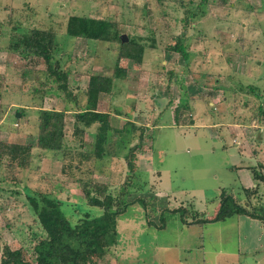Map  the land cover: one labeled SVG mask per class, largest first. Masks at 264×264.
<instances>
[{
    "label": "rangeland",
    "instance_id": "374dc122",
    "mask_svg": "<svg viewBox=\"0 0 264 264\" xmlns=\"http://www.w3.org/2000/svg\"><path fill=\"white\" fill-rule=\"evenodd\" d=\"M200 3L0 0V141L34 147L29 167L15 170L20 186L12 185L7 168H0V245L5 241L17 248L40 234L25 194L62 202L72 224L84 213L98 217L101 210L88 206L82 194L88 184L92 195L96 186L107 187L113 197L127 187V203L138 198L148 202L146 218L141 205L127 208L118 219L117 245L88 264H264V240L257 249L252 239L257 229L241 219H227L218 227L192 224L215 213L222 189L237 197L240 187H254L247 168L264 165V124L259 122L264 111V0ZM185 10L202 15L186 17ZM73 15L109 19L120 35L145 39L154 47L146 49L140 63L119 59L117 43L67 36L66 22ZM35 28L56 33L70 99L76 97V102L67 103V94L57 89L59 83L48 76L43 62L9 49L21 33ZM177 42L187 59L170 49ZM116 64L126 68L127 77L114 81L112 94L101 95L97 110L110 114L112 128L133 123L137 130L133 136L111 134L101 161L92 156L82 160L79 154L93 152L97 126L74 137L73 114L80 111L75 106L83 109L90 76L110 77ZM42 110H66L62 151L35 148ZM139 128L145 129L143 145L132 152L133 168L127 156L138 142ZM256 185L262 194L264 184ZM16 189L20 194L10 195ZM240 200L260 206L264 195ZM150 202L155 208L186 210L166 212L165 226L159 228L164 209L154 212ZM218 251L231 255L224 257L228 263L223 256L217 261Z\"/></svg>",
    "mask_w": 264,
    "mask_h": 264
},
{
    "label": "trees",
    "instance_id": "16d2710c",
    "mask_svg": "<svg viewBox=\"0 0 264 264\" xmlns=\"http://www.w3.org/2000/svg\"><path fill=\"white\" fill-rule=\"evenodd\" d=\"M207 0H201L200 6L206 4ZM144 11V9L142 8ZM183 15L186 17H201V12L197 14L185 10ZM188 21L186 22V26ZM13 30H18L17 27ZM186 28L183 29V33ZM67 36L74 39L93 40L102 43H117L119 48L118 58H124L128 61L140 63L143 60L147 48H153L154 45H146V40L141 38H129L123 42L120 39V33L116 29V24L109 19H95L85 16H69L65 26ZM182 33V35H183ZM180 42V38H178ZM56 33L52 29H31L29 32L21 33L17 41L9 46V49L17 52L24 59L43 62L46 66V73L51 77L53 82L59 83L57 89L67 94V103L76 102L77 98L70 99L72 91L69 90V73L63 69L62 61L64 54L56 49ZM174 52H180L185 59L188 55L183 46H172ZM37 59V60H36ZM126 68L116 66L113 68L112 75L105 77L102 75L90 76L85 90L86 102L83 109L76 104L75 108L80 111L74 112L73 119V136H81L84 131H88L92 126L96 127L93 134V152L92 154H79L82 160H88L90 156L101 161L105 155V145L109 136H119L122 134H131L137 130L133 123H126L122 128L115 129L111 126V116L109 113H102L97 110V105L103 94H112L115 80H123L127 77ZM43 85V83L41 84ZM37 91V90H36ZM254 92V91H252ZM255 93V92H254ZM257 96V93H255ZM67 109V108H66ZM66 111V110H65ZM64 112L44 111L39 117V133L36 140L35 148L42 151H62V140L64 130ZM178 107L175 114L178 115ZM261 119L259 122L264 124V111H260ZM176 117V116H175ZM17 117L15 116V119ZM140 129V128H139ZM144 129V128H143ZM143 129L138 142L129 148L128 166L134 168L135 160L132 152L142 147ZM145 130V129H144ZM134 139V137L132 138ZM136 140V139H135ZM30 145L10 144L0 141V168H7L12 175L10 181L15 187L20 186L15 174L17 169L24 170L29 167L32 149ZM64 169H62L63 171ZM251 179L255 184L254 187L245 189L240 187L236 192L237 197L231 192L232 190L222 189L219 193V206L211 216L202 217V220H195L192 224H215L224 222L233 217H248L264 225V201L260 206L241 204L240 199L248 198L260 194L256 183L264 184V165L258 164L254 167H248ZM88 184L83 185L82 194L85 202L90 207L101 210L98 217H93L89 213L81 214L75 224H72L63 211V203L50 198L46 194L26 195L28 208L31 210L38 224L40 234H35L27 243L17 248H11L5 241L0 245V264H88L93 258L103 257L107 250L117 245L118 241V219L124 214L127 208L133 204H139L145 210L148 208L146 199L138 198L133 202H126L129 195L127 187H124L118 197H113L107 193V187L96 186V195L91 194ZM10 195H19L16 190H11ZM243 194V197L241 196ZM261 198V197H260ZM186 208L180 207L177 210H164L160 214V222L165 226L164 214L166 212L175 214ZM250 209V210H247ZM152 225V224H151ZM37 235V236H36Z\"/></svg>",
    "mask_w": 264,
    "mask_h": 264
},
{
    "label": "crops",
    "instance_id": "0c3cea01",
    "mask_svg": "<svg viewBox=\"0 0 264 264\" xmlns=\"http://www.w3.org/2000/svg\"><path fill=\"white\" fill-rule=\"evenodd\" d=\"M154 203H157V201L155 200L154 201ZM154 203H152L151 204V202H150V208L154 211V212H157V213H159V212H162L161 210H165L166 209V206H164V207H161L160 205H158L157 206V208H155L154 207ZM184 208V207H183ZM168 210H170V209H168ZM186 210V209H185ZM213 211V210H212ZM208 216H210L211 214H208V213H206ZM231 219H233V218H231ZM231 219H229V220H231ZM238 219H241L242 220V224H244V225H247L248 224V227H254L255 229H257V234H256V236L255 237H253L252 239H253V241L255 242V243H257V245H258V247H257V249L258 248H263V240H264V225H262V224H260V222H258V221H254V220H252V219H250V218H248V217H244V216H241V217H238ZM228 220V221H229ZM160 222V221H159ZM220 223H225V222H220ZM220 223H215V224H206V226L205 227H210V225H214L215 227H218L217 225H220ZM161 224V223H160ZM189 224V223H188ZM152 225H154L156 228H158L155 224H153L152 223ZM162 226V225H161ZM160 226V227H161ZM159 227V228H160ZM257 249H255L253 252H256V250ZM226 252H220V251H218V252H215V257L217 258V261H218V259L221 257V256H223V260H224V262L225 263H228V260L227 259H225L224 257H227V256H231L229 253H227V254H225ZM235 256V255H234ZM216 260V259H215Z\"/></svg>",
    "mask_w": 264,
    "mask_h": 264
},
{
    "label": "water",
    "instance_id": "95a60500",
    "mask_svg": "<svg viewBox=\"0 0 264 264\" xmlns=\"http://www.w3.org/2000/svg\"><path fill=\"white\" fill-rule=\"evenodd\" d=\"M120 39H121V41H123V42H126V41H127V37H126V35H121V36H120Z\"/></svg>",
    "mask_w": 264,
    "mask_h": 264
}]
</instances>
